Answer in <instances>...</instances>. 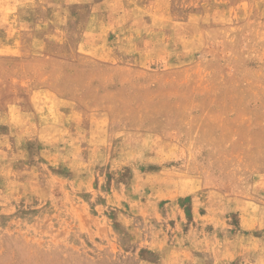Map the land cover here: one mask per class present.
<instances>
[{
  "label": "rangeland",
  "instance_id": "1",
  "mask_svg": "<svg viewBox=\"0 0 264 264\" xmlns=\"http://www.w3.org/2000/svg\"><path fill=\"white\" fill-rule=\"evenodd\" d=\"M0 264H264V0H0Z\"/></svg>",
  "mask_w": 264,
  "mask_h": 264
}]
</instances>
